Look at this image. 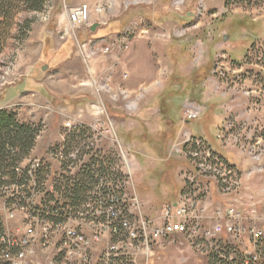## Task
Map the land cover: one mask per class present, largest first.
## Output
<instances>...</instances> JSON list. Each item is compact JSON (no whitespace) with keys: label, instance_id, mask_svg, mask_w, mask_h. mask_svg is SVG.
Here are the masks:
<instances>
[{"label":"rangeland","instance_id":"obj_1","mask_svg":"<svg viewBox=\"0 0 264 264\" xmlns=\"http://www.w3.org/2000/svg\"><path fill=\"white\" fill-rule=\"evenodd\" d=\"M226 2L47 0L41 13L16 16L11 35L0 50V109L15 113L19 122L39 130L36 146L20 168L39 160L46 182L34 189L29 185L10 206L0 200V225L16 247L26 238L27 229H34L37 256L31 264L63 260L64 233L52 235L45 247L38 221L51 220L46 218L49 214H34V207L45 198L49 179L63 187L70 179L73 185L86 167L102 163L105 175L94 167L100 182L90 189L120 191L126 216L154 219L164 205L175 200L178 177L184 188L185 176L193 170L190 160L174 150L184 140V134L177 131L185 125V133L207 141L203 130L207 124L202 119L210 110L220 121L206 131L218 142L214 148L228 153L224 163L241 180V189L232 199L240 198L245 205L264 211V0ZM78 5L91 10L88 26L67 34L66 9ZM99 7L102 14L96 12ZM139 17L147 28L145 37H132L122 53L115 51L84 62L73 37L84 42L120 34ZM96 24L99 27L92 32ZM68 41L70 49L58 56ZM91 47H98V40H91ZM217 68L224 76L213 74ZM124 74L129 76L127 80ZM195 76L203 79L202 85L192 83ZM30 79L38 80L34 83L37 91H28L33 88ZM190 107L202 114L187 126L184 113ZM168 112L166 118L174 126L164 119ZM167 125L174 127L177 137L165 163L166 142L155 133ZM143 135L144 142L138 138ZM26 193H32L37 203L26 200L27 205L22 206ZM198 197L212 208L225 206L229 199L215 190ZM59 201L62 207L63 198ZM95 201L91 191L86 203ZM95 219L88 217L87 222ZM86 228L99 236L95 228ZM221 239L222 246L239 247L231 236ZM119 241L127 244V236L115 238ZM242 243L240 247L246 250L247 237ZM104 246L105 242L93 251L95 258ZM152 246L153 264H212L214 260L201 256L181 239L164 247ZM123 252H128L127 247Z\"/></svg>","mask_w":264,"mask_h":264},{"label":"built area","instance_id":"obj_2","mask_svg":"<svg viewBox=\"0 0 264 264\" xmlns=\"http://www.w3.org/2000/svg\"><path fill=\"white\" fill-rule=\"evenodd\" d=\"M96 12L102 14L103 8L99 7ZM66 16V33L69 34L70 30L88 26L91 10L87 5H78L67 8ZM147 34V28L142 27L139 17L123 33L84 42H79L76 36L73 39L82 52L84 62L88 63L115 51L122 53L132 37H145ZM91 40H98V47H91ZM213 74L224 76L220 68L215 69ZM123 79L127 80L128 75L124 74ZM201 114L200 110L190 107L184 113V120L194 121ZM183 137L184 140L174 150L190 160L193 170L186 174L184 188L177 200L164 205L154 219L146 220L141 215L135 219L126 216L122 210L120 191L110 189L109 193H103L98 187L92 190L96 196L94 203H85L75 210L69 208L63 215L60 210H55L51 214L53 221H38L42 224L41 239L45 247L52 235L64 233L61 239L64 260L57 264H116L119 259L122 264H153L152 244L167 240L174 243L176 239L186 241L201 256L212 257V264H251L258 259L259 253H262L260 235L264 234V211L245 205L240 198L232 199L241 189V180L228 164L225 165L227 159L210 143L189 133ZM29 166L30 176L42 167L39 160L31 161ZM213 190L229 197L225 206L212 208L207 201L199 199L201 192L208 195ZM136 205L139 207L138 201ZM91 216L96 219L87 222ZM87 226L95 228L99 236L105 237L104 251L98 258L93 256L92 241L84 232ZM124 234L127 244L115 242V238ZM224 235L231 236L239 247L222 246L220 241ZM245 237L249 241L246 250L240 247ZM36 242V232L28 228L26 238L17 245L19 250L15 252L17 247L10 236L0 233V264L33 263L37 256ZM124 247L128 252H123Z\"/></svg>","mask_w":264,"mask_h":264},{"label":"trees","instance_id":"obj_3","mask_svg":"<svg viewBox=\"0 0 264 264\" xmlns=\"http://www.w3.org/2000/svg\"><path fill=\"white\" fill-rule=\"evenodd\" d=\"M46 3L47 0H0V50L7 36L11 35L16 16L23 13H41L44 11ZM228 3L229 0H227L226 5ZM70 41L72 42V40ZM70 47L71 43L69 41L66 42V45L58 52V56L63 57ZM195 79L192 81V83H195V86L203 82V79H199V76H195ZM34 83L35 79H30L28 83L29 87L34 88ZM207 118L208 115L206 114L203 119L205 120ZM213 122H208L207 124L213 125ZM38 131L37 128L31 125L19 122L15 113L6 109H0V200H4L7 206L17 202L20 199L19 193L27 192L29 185H32L34 189L46 182L41 168L36 170L32 176L29 175L30 166L24 169L20 168L21 164L30 156L36 146ZM157 134L162 138L165 132L159 131ZM94 167H99L101 176L105 175L104 165L93 162L92 166L86 167V172L79 173L80 175L73 181V185L70 179H66L67 181L64 187L55 185V179H49V187H47L44 193L45 198L37 203L33 201L34 197L32 193H26L25 200L21 202L22 206L27 205L26 200L31 202V204L32 201L34 204L37 203L38 206L34 207V214L37 215L40 212L44 217L49 214L46 218L51 221L54 220L51 214L55 210H60L62 215L69 208L75 210L87 202L89 194L93 190L90 189V186L97 185L100 182L94 175ZM181 191L180 189L178 194L173 196L175 200ZM61 198H63L64 203L62 207H59V203L61 202L59 199ZM50 204H55V206L50 207ZM0 233H2L1 225ZM261 250L262 253H259V260L251 264H264V242L262 243Z\"/></svg>","mask_w":264,"mask_h":264},{"label":"crops","instance_id":"obj_4","mask_svg":"<svg viewBox=\"0 0 264 264\" xmlns=\"http://www.w3.org/2000/svg\"><path fill=\"white\" fill-rule=\"evenodd\" d=\"M208 76V75H207ZM128 78H129V76H128ZM209 78V76L207 77V79ZM206 79V78H205ZM204 79V80H205ZM38 80H35V82H37ZM203 83V82H202ZM202 83H201V85H202ZM28 91H37V89H35V88H32V89H28ZM162 111V110H161ZM165 113V112H164ZM214 114H215V112L214 111H212V110H210V111H208L207 112V115H208V118L207 119H202L203 121H205V123L207 124L208 122H213L214 124H216V123H218L220 120L217 118V117H213L214 116ZM164 115V119L168 122V124L170 123L172 126H174L173 125V122L171 121V120H168V118H166L167 116H169V112H168V114H163ZM204 116H206V115H204ZM202 121V122H203ZM187 124V126H188V124H189V122H186ZM213 124V125H214ZM172 126H170V125H167V126H165V128L164 127H158V129H157V131H156V133L155 134H157L159 131H163V132H165V135L162 137V138H160L159 137V139H160V141L162 140V141H165L166 143H165V149H163V157H164V161H165V163H168L167 162V160H170V155H168L167 156V152H168V150H169V147L171 146V143H173L172 141L173 140H175V138L177 137V134L179 133V132H182V135L183 134H185V131L181 128V129H179L178 131H177V134L175 135V129H174V127H172ZM210 127L211 126V124H207L206 125V127ZM206 127L203 129L204 130V133L209 137H207L206 135H204V137L207 139V142L209 141L210 143H211V145L214 147H218V142H217V140H215V138H213V137H211L208 133H207V131H206ZM212 127V126H211ZM189 132V131H188ZM181 137V136H180ZM139 139H141V141H143L144 140V135H143V137H141V136H139L138 137ZM182 140V139H181ZM206 141V140H205ZM144 142V141H143ZM208 142V143H209ZM179 143H181V141L179 142ZM174 145H176V143L174 144ZM216 149V148H215ZM220 149H218L217 151L218 152H220L219 151ZM224 158H228L227 157V154L228 153H220ZM165 155V156H164ZM236 155V154H235ZM179 176V175H178ZM178 182H179V186H180V189L182 190L183 188H182V186H181V183H180V180H179V177H178ZM180 189H179V191H180ZM216 192V191H215ZM176 200H174L173 201V203L175 202ZM84 232H85V234L91 239V241H92V246H91V251H92V254H93V256H94V253H93V251L95 252V251H97L98 250V247L99 246H101L104 242H105V237H103V236H99V237H94L93 236V234L92 233H89L88 232V230H87V228L86 227H84ZM161 243H158L161 247H164L165 246V243H170L168 240L167 241H160ZM105 247V246H104ZM118 261H121L120 259L118 260Z\"/></svg>","mask_w":264,"mask_h":264},{"label":"bare ground","instance_id":"obj_5","mask_svg":"<svg viewBox=\"0 0 264 264\" xmlns=\"http://www.w3.org/2000/svg\"><path fill=\"white\" fill-rule=\"evenodd\" d=\"M264 242V234L263 235H260V243H261V247H262V243ZM259 255H258V259L256 261L259 260ZM62 258L64 260V252H63V255H62ZM256 261H253V262H256Z\"/></svg>","mask_w":264,"mask_h":264},{"label":"water","instance_id":"obj_6","mask_svg":"<svg viewBox=\"0 0 264 264\" xmlns=\"http://www.w3.org/2000/svg\"><path fill=\"white\" fill-rule=\"evenodd\" d=\"M99 27V25L98 24H96V25H94L92 28H91V31L92 32H95L96 31V29Z\"/></svg>","mask_w":264,"mask_h":264}]
</instances>
